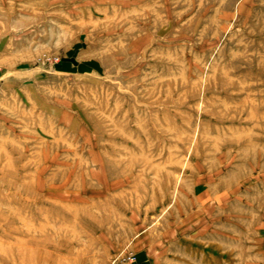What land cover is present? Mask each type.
I'll use <instances>...</instances> for the list:
<instances>
[{
  "label": "rangeland",
  "instance_id": "1",
  "mask_svg": "<svg viewBox=\"0 0 264 264\" xmlns=\"http://www.w3.org/2000/svg\"><path fill=\"white\" fill-rule=\"evenodd\" d=\"M123 249L264 264V0H0V264Z\"/></svg>",
  "mask_w": 264,
  "mask_h": 264
},
{
  "label": "built area",
  "instance_id": "2",
  "mask_svg": "<svg viewBox=\"0 0 264 264\" xmlns=\"http://www.w3.org/2000/svg\"><path fill=\"white\" fill-rule=\"evenodd\" d=\"M109 264H136V255L127 249H123L115 253Z\"/></svg>",
  "mask_w": 264,
  "mask_h": 264
},
{
  "label": "crops",
  "instance_id": "3",
  "mask_svg": "<svg viewBox=\"0 0 264 264\" xmlns=\"http://www.w3.org/2000/svg\"><path fill=\"white\" fill-rule=\"evenodd\" d=\"M139 257H140V255H139Z\"/></svg>",
  "mask_w": 264,
  "mask_h": 264
}]
</instances>
